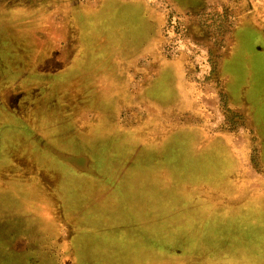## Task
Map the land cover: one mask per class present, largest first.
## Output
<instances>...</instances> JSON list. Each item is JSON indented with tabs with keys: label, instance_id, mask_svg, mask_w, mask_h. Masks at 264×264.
<instances>
[{
	"label": "rangeland",
	"instance_id": "obj_1",
	"mask_svg": "<svg viewBox=\"0 0 264 264\" xmlns=\"http://www.w3.org/2000/svg\"><path fill=\"white\" fill-rule=\"evenodd\" d=\"M82 1L91 6L97 4V0ZM148 1L167 16L162 53L168 59L181 56L189 59L190 77L199 82L204 92L202 115L203 110L209 114L208 117L203 115L202 120L212 134L233 132V147L241 155L242 165L240 162L233 170L235 151L218 137L203 144L204 140L193 133L185 140L177 133L178 140L158 143L150 137L153 131L143 128L142 123L132 126L135 117L144 114V110L125 108L121 117L117 98L123 99V90L128 84H120L122 89L119 88L110 81L108 72L117 70L116 65H122L121 59L130 64L129 57L135 61L138 55L139 68L131 73L134 80L132 78L130 87H139L150 79L155 59L140 54L154 44L157 31H143L140 26L142 14L136 18L121 17L118 3L107 1L105 6L80 16L85 26L99 30L89 28L82 37L89 60L84 64L85 69L94 67L100 75L103 97L97 105L96 124L89 123L86 116L82 123L85 134L67 130L63 135L59 131L61 136L52 139L34 134L39 146L57 158L60 171L67 176L61 173L63 180L55 190L50 187V191L39 189L38 199L43 200L39 212H45L47 202H50V214L47 219L39 218V227L27 221L29 228H9L0 220V264H69L74 261L77 264H130L133 261L129 259L137 257L139 252L161 258L163 255L159 251H164L165 247L159 249L157 245L161 244L158 242L165 241L166 246L168 242L170 245L169 236L174 242L181 241L182 236L192 238V241L200 239L198 253L217 242L222 252V241L228 238L235 245L236 255L246 254L249 244H256L253 252L264 245V152L260 145V140L264 141V132L260 131L264 125V0ZM122 8L130 13L128 6L122 5ZM87 16L91 17L89 22ZM143 18L147 19L146 15ZM111 21L117 27L118 22L126 24L127 31H109ZM62 25L55 27L57 36L63 37ZM36 32L28 31L31 40L35 39ZM126 39L138 43L134 50L131 51L130 45L125 46ZM60 47L57 50L62 61L64 49ZM111 48L113 52V48L117 50L118 56L113 57V52L112 56L109 54ZM78 69L80 66H75L72 72ZM171 74L168 68L163 70L154 90L180 96L181 83ZM62 84L64 87L67 84L65 79ZM169 99L175 98L170 95ZM153 116L150 114L149 118ZM184 119L201 122V118L194 115L184 116ZM193 153L199 160L198 166L186 163L187 154ZM65 177L67 185L74 186L76 191L64 189ZM195 184L209 186L199 187V193L201 191L211 200L212 197L215 201L220 199L222 207L217 209L213 202L204 201L206 214L198 206L183 207L184 192L190 194L191 185ZM171 185L174 188L167 190ZM192 190V194L197 191ZM41 193L52 195L44 197ZM85 194L92 195L87 197ZM226 202L229 205L224 204ZM80 204L82 208L78 212ZM72 205L74 214H70ZM125 205L128 212H122L120 216L119 208L124 209ZM178 206L185 209L174 211ZM127 215L132 219L127 221ZM9 216L11 214H6L3 218L6 220ZM86 222L91 227H84L81 236L71 237L74 250L72 246L61 252L66 242L58 233L74 231L76 225L81 227ZM192 222L200 225L190 227L191 230L179 229L178 225L184 227L183 224ZM124 226H129L128 230L116 234L123 232ZM92 238L96 242L87 257L86 242ZM45 241L53 242L47 245L49 252L43 247ZM140 242L142 246L137 252ZM192 243L183 241L173 249L185 252L186 246H194ZM189 256L194 258L195 253Z\"/></svg>",
	"mask_w": 264,
	"mask_h": 264
},
{
	"label": "trees",
	"instance_id": "obj_2",
	"mask_svg": "<svg viewBox=\"0 0 264 264\" xmlns=\"http://www.w3.org/2000/svg\"><path fill=\"white\" fill-rule=\"evenodd\" d=\"M107 1L118 3L121 17L131 16L136 18L142 14V24L140 26H142L143 31H151V33L157 31L154 44L140 54V56H152L155 59V67L150 79L141 83L139 87H132V85L130 87L133 78L131 73L139 68L138 55L135 61L130 59L131 56L129 57L130 64L121 59L122 65L118 63L116 65L117 70L113 69V71L108 72L110 81L119 88H121L120 84H123V86L124 83L128 84L126 90H123V99L117 98V100L119 99L121 117L122 110L125 108L135 107L144 110V114L135 117V123H132V126L142 123L143 128L153 131L150 137L158 143L164 140L176 139L177 133H180L184 140L187 139L190 133H193L204 140L203 144L211 141L214 137H218V140L228 142L230 148L232 146L235 151H232L235 154L234 162L236 163L233 170L239 167L241 155H238V150L233 147V132H216L212 134L202 120V117H208L209 114L203 110L204 116L202 115L201 96L204 92H202L199 82L190 77L192 68L189 59L185 56L168 59L162 53V47L166 42L164 31L167 25V16L157 5L148 0H97V4L94 6L82 3V0H0V220L2 219L9 228H26L29 226L27 221L31 222L32 225L35 224V227H39V223H37L39 218L47 219L50 214V202H47L45 212H39L43 203L41 197L40 200L38 199L39 189L48 188L50 191V188H53L55 190L61 179L63 180L61 173L67 176L64 171H60L57 158L39 146L34 134L36 133L35 135L39 137L42 135L45 139L60 137L59 131L63 135L66 134L67 130L85 134L82 123L86 116L89 123L96 124L94 122L97 120V105L100 98L103 97L100 75L94 67L85 69L84 64H87L89 60L83 48L82 37L86 35L89 28L98 29L89 25L85 26L84 19L81 20L80 16L83 12L87 14L89 11H95L105 6ZM122 5L128 6L130 13L125 12ZM143 15H146L147 19L144 20ZM70 16H72L71 19ZM90 19L91 17L87 16V22ZM58 23L63 24V37L62 35L57 36V31H55L58 30L55 29L59 26ZM136 24H139L138 20H136ZM108 27L109 31H112L111 29L113 31H127V25H121L119 22L117 27L115 22L111 21ZM28 31H37L35 39L31 40L32 36ZM66 31H69V33ZM126 40L125 46L129 47L130 45L132 47H130L131 51L134 50L138 43L131 39ZM59 46L64 49L62 61L58 55L57 49ZM113 50L115 52L111 48L109 54L112 56L113 52V57L118 56L117 50L115 48ZM121 52L124 56V49ZM75 66H80V69L72 72ZM60 67L62 70H59ZM166 68L181 83L182 93L180 96H176L173 92L164 93L154 90L161 73ZM47 72H50V74H47ZM94 75L95 77H91ZM64 79L67 82L65 84L66 90L62 84ZM170 95L174 96L175 99L170 100ZM58 102H62L61 106ZM150 114H154L151 119L149 118ZM187 115L198 116L201 118V122L184 119V116ZM138 117H140V121ZM63 124H66V127ZM122 128L128 129L126 127ZM129 128H131V125H129ZM260 131L264 132V125ZM263 143L264 141L260 140L264 152ZM248 147L252 148V145H248ZM175 160L179 161V159ZM186 160H188L187 165L195 164L198 166L200 164L195 153L187 154ZM55 163L57 165H54ZM47 164H50V166ZM182 178L186 179V177ZM63 185L64 189L76 191L74 186L67 185V177L64 178ZM194 186L196 184L191 185L192 189L197 190L195 194H192L194 192L192 189L190 194L184 192L183 201L181 202L183 207L184 205H189V207L198 206L205 214L207 212L205 202L210 204L213 202L216 204L214 206L217 209L222 207L223 203L220 199L215 201L212 197L211 200L201 191L199 193L198 190L201 189L199 187L207 185ZM217 187L213 186V188ZM173 188L174 186L171 185L167 190ZM42 195L51 197L52 194L41 193ZM85 195L90 196L92 194ZM260 198V196H257V200H260ZM224 204L229 205V202ZM231 206L234 205L231 204ZM85 207L87 206L85 205ZM126 207L125 205L124 209L119 208L121 211L119 212L120 216L122 212H128L125 210ZM183 207L178 206L174 211H182L185 209ZM78 208L77 211L79 212L82 205L80 204ZM74 209L75 207L72 205L70 214L75 213ZM167 212L168 210H166ZM190 213L193 214L194 212L191 211ZM6 214H11V216L5 220L3 216ZM76 217H78V214L75 215ZM131 219L127 215V221ZM67 223L69 224L68 220ZM197 224L199 223L192 222L183 224L184 227L178 226L179 229L191 230L190 227L197 228ZM69 226L72 227L71 224ZM129 226L122 227L123 232L113 231L120 235L126 232L125 230H128ZM84 227L91 226L86 222L81 227L76 225L73 228L74 231L66 230L64 234L62 232L58 233L60 237H64L66 242V247L61 249V252L68 247L72 249V246L74 250L71 237L81 236L84 233ZM102 231L104 232L105 229ZM39 234L42 235V233ZM169 239L171 243L168 245V242L167 246L165 241L158 242L161 244V246L157 245L159 249L165 247L163 250L166 252L159 251L163 255L161 258L147 256L149 253L139 252L137 257L129 259L133 261L129 263L264 264V245L262 244L257 252H253L256 244H249L246 254L236 255L233 249L235 245H232L228 238L225 239L227 242L222 241L224 246L222 252L217 242L213 246H206L203 249L204 252L198 253L197 248L201 245L200 239L192 241V238L189 239L187 236H182L179 242H174L175 240L171 236H169ZM93 240L95 239L92 238L86 242L87 257H89V252L92 253L90 247L96 242ZM183 241L193 242L191 245L194 246L192 248L186 246L185 252L173 249L176 245H181ZM197 242H200V244L197 245ZM52 244L53 242L45 241L43 247L49 252L47 245ZM237 245H241V243ZM141 246L142 243H138L137 252ZM192 252L195 253L194 258L189 256ZM69 264H77V262L74 261ZM98 264H101V262H98Z\"/></svg>",
	"mask_w": 264,
	"mask_h": 264
},
{
	"label": "flooded vegetation",
	"instance_id": "obj_3",
	"mask_svg": "<svg viewBox=\"0 0 264 264\" xmlns=\"http://www.w3.org/2000/svg\"><path fill=\"white\" fill-rule=\"evenodd\" d=\"M242 31H248V29H243ZM251 31V30H250Z\"/></svg>",
	"mask_w": 264,
	"mask_h": 264
}]
</instances>
